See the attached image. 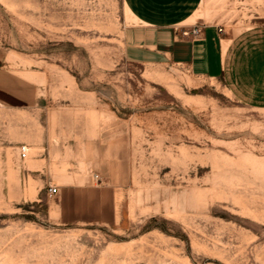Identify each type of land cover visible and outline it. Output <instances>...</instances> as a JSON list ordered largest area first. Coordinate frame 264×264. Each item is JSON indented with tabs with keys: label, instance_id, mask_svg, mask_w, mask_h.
I'll list each match as a JSON object with an SVG mask.
<instances>
[{
	"label": "rangeland",
	"instance_id": "374dc122",
	"mask_svg": "<svg viewBox=\"0 0 264 264\" xmlns=\"http://www.w3.org/2000/svg\"><path fill=\"white\" fill-rule=\"evenodd\" d=\"M197 6L229 34L264 25V0ZM139 28L124 0H0V264H264V110L205 77L183 33L155 49ZM47 127L101 130L90 200L49 194Z\"/></svg>",
	"mask_w": 264,
	"mask_h": 264
},
{
	"label": "crops",
	"instance_id": "0c3cea01",
	"mask_svg": "<svg viewBox=\"0 0 264 264\" xmlns=\"http://www.w3.org/2000/svg\"><path fill=\"white\" fill-rule=\"evenodd\" d=\"M197 3L198 0H124L140 26L137 32L148 34L155 49L164 46V37L171 39L169 48H183L176 43L179 33H183L186 52L205 77L221 81L242 104L264 110V25L235 35L225 29L220 31L218 25H199L194 17ZM195 28L196 35L192 33ZM130 52L133 55L129 58L138 61H145L148 56L155 58L158 53L134 48ZM39 135L37 166L42 182L59 186L55 196L61 192L67 193L72 202L90 200L89 195L98 190L96 182L105 176L103 167L113 159L98 139L101 130L47 127L40 129ZM55 207L50 212L62 218L65 207Z\"/></svg>",
	"mask_w": 264,
	"mask_h": 264
},
{
	"label": "built area",
	"instance_id": "2783aa9c",
	"mask_svg": "<svg viewBox=\"0 0 264 264\" xmlns=\"http://www.w3.org/2000/svg\"><path fill=\"white\" fill-rule=\"evenodd\" d=\"M220 31H222V28H220ZM187 33V32H185ZM193 34H197L198 33V29L195 28L193 31H192ZM19 156L21 159L25 160L28 158L29 156V147L28 145L26 144H22L20 147H19ZM57 193V187H53V186H50L49 187V194L50 195H54Z\"/></svg>",
	"mask_w": 264,
	"mask_h": 264
}]
</instances>
